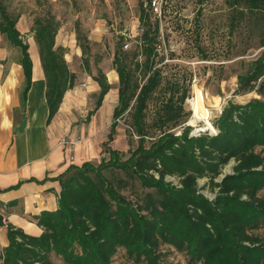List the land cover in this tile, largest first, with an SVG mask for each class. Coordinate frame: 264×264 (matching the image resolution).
I'll return each instance as SVG.
<instances>
[{"label": "trees", "instance_id": "obj_1", "mask_svg": "<svg viewBox=\"0 0 264 264\" xmlns=\"http://www.w3.org/2000/svg\"><path fill=\"white\" fill-rule=\"evenodd\" d=\"M4 1L0 35L18 50L26 91L32 70L28 45L16 28L19 16L9 13ZM223 4L230 34L243 30L253 37L259 32L261 51L247 63L240 62L244 71L235 75L236 95L255 93L259 98L244 105L229 102L212 123L215 136L190 137L189 127L175 135L173 130L189 116L184 110L188 89L156 68L159 20L150 21L151 11L141 1L138 45L125 51L120 37L113 55L118 104L103 144L105 157L99 164L71 166L57 177L58 208L35 218L42 229L39 237L7 226L9 244L0 264H55L52 255L63 264H111L119 250L132 264H161L165 246L192 264H264V242L253 233L264 227V199L259 197L264 191V0ZM58 29L50 14L35 18L31 26L46 79L49 118L75 79L64 50L55 48ZM76 41L83 69L91 73L90 47L78 28ZM93 79L100 89L95 103L99 108L110 86L99 68ZM154 100L158 103L149 122L146 113ZM124 114L130 121L129 144L135 143L127 153L109 146ZM231 162V172L223 174ZM199 180L206 182L200 187ZM205 189L214 194L212 199L203 194Z\"/></svg>", "mask_w": 264, "mask_h": 264}, {"label": "rangeland", "instance_id": "obj_2", "mask_svg": "<svg viewBox=\"0 0 264 264\" xmlns=\"http://www.w3.org/2000/svg\"><path fill=\"white\" fill-rule=\"evenodd\" d=\"M141 1L144 3L146 0H6L3 4L9 13L19 16L16 28L24 40L32 35L31 26L34 19L48 14L59 23L58 32H71L76 36L78 28L90 47L87 55L89 62H92L94 67V63L98 61L100 69L105 73L106 70H114L112 60L120 37H123L124 43L129 44L125 51L138 45L137 38L142 31L138 20ZM223 2L224 0H203L202 3L198 0H163L161 19L153 12L150 16L151 22L159 20L161 33L158 56L155 59L156 68L163 70L164 77L178 79L182 89H188L184 104L185 113L189 115L186 123L196 128H202L204 125L190 122L193 113L188 102L194 99L195 90H199L203 95L212 127L218 111L229 102L244 105L251 99L259 98L255 93L235 94V75L244 71L240 62L247 63L261 51V48H257L259 32L254 33L253 37L243 30L230 34L226 26L228 13ZM90 36H94L99 42L89 41ZM197 47L207 55L206 59L202 58ZM5 49L10 54V59L18 58V50L10 48L0 35V51ZM139 60L141 62L142 58ZM160 95L157 94L155 98ZM156 102L158 103V100L149 104L146 113L149 122L153 117ZM117 121L116 133L109 146L127 153L135 147V143L130 145L128 141L130 121L127 114ZM111 122L112 119L104 125L102 135H107ZM181 127L173 130L175 135L181 134ZM132 139L137 141L136 137ZM232 166L233 162L224 168L223 174L230 173ZM205 182L199 180L198 184L201 187ZM202 192L209 199L214 197L208 189ZM259 197L264 199V191L259 193ZM253 233L264 242V227ZM161 253V264H192L184 254L171 247H162ZM51 259L55 264H63L53 255ZM111 264L132 263L125 252L119 250Z\"/></svg>", "mask_w": 264, "mask_h": 264}, {"label": "crops", "instance_id": "obj_3", "mask_svg": "<svg viewBox=\"0 0 264 264\" xmlns=\"http://www.w3.org/2000/svg\"><path fill=\"white\" fill-rule=\"evenodd\" d=\"M75 37L74 33L63 31L55 36V48L64 50V60L75 79L52 118L33 33L25 40L22 37L32 63L26 91L18 58L10 59L6 49L0 51V255L9 244L8 225L29 236L41 235L35 218L57 210L59 175L71 166L99 164L105 157L103 144L109 132L102 135L103 127L112 119L118 104V76L113 69L105 71L110 90L96 108L100 89L93 77L100 66L98 61L94 67L89 62L91 73L84 71ZM88 40L99 42L94 36ZM23 121L25 126L19 131ZM63 140L73 145L62 144Z\"/></svg>", "mask_w": 264, "mask_h": 264}, {"label": "built area", "instance_id": "obj_4", "mask_svg": "<svg viewBox=\"0 0 264 264\" xmlns=\"http://www.w3.org/2000/svg\"><path fill=\"white\" fill-rule=\"evenodd\" d=\"M143 7L147 8L151 12H153L157 16L158 19H161L162 12H163V0H146L143 3ZM128 46H129L128 42L124 43L123 49L124 50L127 49ZM188 104L190 106L191 112L193 113L191 101L188 102ZM222 111H223V109H220L218 111L217 115L215 116L216 119L219 118V116L221 115ZM192 119H193V117L191 118V121H192ZM197 122L203 123L204 121H197ZM191 124H193V123H191ZM203 125H204V123H203ZM188 126H190V129H191L190 133H189L190 137H198L201 134H205V133H207L210 136H215L217 134L216 130L211 126V124H210L211 127L209 129H203V128H196V127H194V125H190L189 123H185L184 125H182L181 129L186 128ZM178 134H180V133H178ZM62 144L73 145L72 142H67L65 140L62 141ZM167 181L173 182L174 185L178 184L177 181L174 178L168 177Z\"/></svg>", "mask_w": 264, "mask_h": 264}, {"label": "bare ground", "instance_id": "obj_5", "mask_svg": "<svg viewBox=\"0 0 264 264\" xmlns=\"http://www.w3.org/2000/svg\"><path fill=\"white\" fill-rule=\"evenodd\" d=\"M192 110H193V119L192 123L197 121H204L203 129H209V116L210 113L205 109V103L202 93L199 90H195V97L191 101Z\"/></svg>", "mask_w": 264, "mask_h": 264}, {"label": "water", "instance_id": "obj_6", "mask_svg": "<svg viewBox=\"0 0 264 264\" xmlns=\"http://www.w3.org/2000/svg\"><path fill=\"white\" fill-rule=\"evenodd\" d=\"M24 126H25V121L22 122V124H21V126H20V128H19V131H22L23 128H24ZM222 178H223V176H222Z\"/></svg>", "mask_w": 264, "mask_h": 264}]
</instances>
